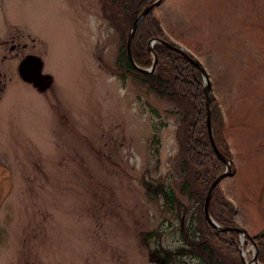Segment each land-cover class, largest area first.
Listing matches in <instances>:
<instances>
[{"label":"rangeland","instance_id":"1","mask_svg":"<svg viewBox=\"0 0 264 264\" xmlns=\"http://www.w3.org/2000/svg\"><path fill=\"white\" fill-rule=\"evenodd\" d=\"M102 5L0 0V264L204 263L205 207L180 191L182 109L117 67L122 31ZM155 15L208 72L234 163L219 189L263 232L264 0H161ZM32 54L52 77L43 92L18 74ZM159 185L172 200L149 193ZM254 248L241 257L262 264Z\"/></svg>","mask_w":264,"mask_h":264},{"label":"trees","instance_id":"2","mask_svg":"<svg viewBox=\"0 0 264 264\" xmlns=\"http://www.w3.org/2000/svg\"><path fill=\"white\" fill-rule=\"evenodd\" d=\"M101 8L105 11L111 9L113 14L108 13L109 19H113L121 29L122 43L120 53L117 58V67L122 71H130L133 76L140 75L141 82L145 83L150 90L159 96L175 101L180 105L183 115L180 130L177 136L178 154L180 156V166L184 172L185 179L181 183L180 191L198 199L200 205L204 204L205 194L209 189L211 181L224 170V163L214 153L212 143L207 132L206 121V100L201 88L202 79L200 71L192 67L189 60L174 48L167 47L168 42L164 37L159 25V20L155 17L153 10L147 13L136 27L131 44L133 60L142 67H150L152 57L147 46L150 40L158 39L153 45L157 54V66L150 74L136 71L127 58L126 38L129 27L135 17L153 0H101ZM106 14V13H105ZM105 17V15H104ZM210 121L214 134V142L217 143L220 137L216 138L220 128V121L215 109V100L210 99ZM192 185V186H191ZM196 186V187H194ZM149 193L156 196L158 193L170 201L173 199L168 189L161 185L149 186ZM209 212L220 225L231 227L232 207L220 195L217 186L210 198ZM206 236L201 238V243L196 244L197 252L202 255L203 264H224L217 257H223L226 253L232 255L235 264H241L238 257L239 237L234 231L216 230L209 226L206 218H200ZM200 222V221H198ZM199 231L201 230L198 229ZM153 234V233H151ZM150 235V234H149ZM155 238H159V233H154ZM257 247V257L260 263L264 264V232L253 237ZM163 249L158 247L157 251ZM183 248L178 249V253H184ZM154 252V251H152ZM168 251L160 252L162 261L167 259ZM214 259V261H213Z\"/></svg>","mask_w":264,"mask_h":264},{"label":"water","instance_id":"3","mask_svg":"<svg viewBox=\"0 0 264 264\" xmlns=\"http://www.w3.org/2000/svg\"><path fill=\"white\" fill-rule=\"evenodd\" d=\"M161 0H155L154 2L147 4L146 8L137 16V18L134 20V22L131 24L130 26V31L128 33L127 36V44H126V50H127V56L129 61L131 62V64L133 65V67L137 70V71H141L144 73H150L152 71H154V68L156 66L157 63V55L154 52V50L151 48V45H149L148 49L151 52L152 56H153V62L151 64V66L149 68H142L140 66H138L136 64L135 61H133L132 58V53H131V43H132V37L133 34L135 32V28L137 27L138 23L141 21V19L147 14V12H149L150 10H152L154 8V6L158 5V3ZM191 64L193 66H195L196 68H199L201 75H202V79H203V83H202V89L205 92V100L207 102V116H206V121H207V129L209 132V137H210V142L212 143L213 147H214V142H212V134L210 132V121H209V114H210V110H209V82L207 79V73L205 71L204 68L201 67L200 63L197 60H190ZM18 74L19 77L22 78V80L30 83L33 87H35L37 90L43 92L46 89H48L51 85L52 82V78L50 75L48 74H43L42 73V61L41 59L36 56V55H30L25 57L18 65ZM215 149V148H214ZM216 151V150H215ZM217 153V152H216ZM217 155L220 156V158L224 161V163L226 164V168L225 171L220 173L219 176H217L210 184L209 190L207 192V194L205 195V202H204V212H205V217L207 218L208 223L210 224V226L214 227V228H218L221 230V228H224L226 230H234L236 232H238V230L236 229H231V228H227V227H222L219 226V224L216 223V221L213 219V217H211V215H209V199H210V195L212 193V191L214 190V188L216 187V184L219 182V180L223 177V176H228L230 175V164L227 163V161L219 154L217 153ZM240 254L242 255V246L240 245ZM252 260H255V256L253 255ZM241 261L242 264H248V262L245 261V258L241 257Z\"/></svg>","mask_w":264,"mask_h":264},{"label":"bare ground","instance_id":"4","mask_svg":"<svg viewBox=\"0 0 264 264\" xmlns=\"http://www.w3.org/2000/svg\"><path fill=\"white\" fill-rule=\"evenodd\" d=\"M240 212V208H239V206H238V211H237V213H239Z\"/></svg>","mask_w":264,"mask_h":264}]
</instances>
